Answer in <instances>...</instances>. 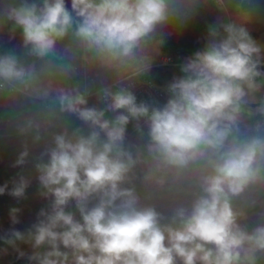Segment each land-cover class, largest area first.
I'll use <instances>...</instances> for the list:
<instances>
[{
    "label": "clouds",
    "instance_id": "9594fccd",
    "mask_svg": "<svg viewBox=\"0 0 264 264\" xmlns=\"http://www.w3.org/2000/svg\"><path fill=\"white\" fill-rule=\"evenodd\" d=\"M244 2L0 0V31L10 25L11 40L19 30L24 53H0V99L39 104L43 115L17 124L44 141L34 167L47 201L26 231L0 235L17 259L264 264V44ZM209 3L223 15L167 83L166 102H138L136 83L161 47ZM64 115L87 131H51ZM22 147L13 167L28 163ZM31 182L18 174L0 195L24 199ZM20 211L10 208L12 225Z\"/></svg>",
    "mask_w": 264,
    "mask_h": 264
},
{
    "label": "trees",
    "instance_id": "16d2710c",
    "mask_svg": "<svg viewBox=\"0 0 264 264\" xmlns=\"http://www.w3.org/2000/svg\"><path fill=\"white\" fill-rule=\"evenodd\" d=\"M249 11L252 9L250 0L244 2ZM223 14L219 12L212 4H207L203 8L199 9L194 16L187 22V24L177 30L161 47V56L158 59L169 55L178 62L192 55L195 51L202 49L207 37V26L214 23ZM251 29V33L255 39H258L263 30L257 25H248ZM8 35L0 36V53L8 50H14L17 52L18 46L21 43V36L19 30L15 33L14 39H9ZM180 68L172 70L170 68L152 67L148 75L143 76L146 80H153L157 90L163 95V103L168 99L165 91L167 83L173 76H180ZM9 103L6 100L0 99V105ZM91 104H97V102L89 101ZM20 113L19 120L2 121L0 120V186L8 183L9 190L12 187V180L18 179V174H22L29 178L32 182L30 187L26 190V198L17 201L14 197L7 194L0 195V235H3L5 231L10 228H15L20 231H26L30 226L36 222L37 214L42 207L47 206V201L41 198L38 194V180L36 177L38 173L35 170L34 163L35 158L39 156L40 152L44 148V141L38 144L32 142L31 135L24 137L19 135L18 131L9 134L12 130H17V124L21 123L23 119L28 116H35L37 119H43V115L40 110L39 104L32 105L27 101H18L15 105H12ZM99 107L104 105L99 104ZM64 127H67L71 132L76 127H81L84 131H87L85 125L82 124L77 118L69 115L58 116L54 121V127L51 131H61ZM129 139L136 141V132L132 133L131 129L128 130ZM146 139V137H145ZM27 141L29 145L30 156L28 163L21 167H13L15 160L18 157L20 151L23 150V143ZM17 207L21 211L18 215L20 223L16 225L11 224L9 211L10 208ZM259 209L251 210L250 221L251 226H255L258 222L257 212ZM18 246L22 251L31 252L30 246L18 242ZM7 248V254L0 251V264H28L26 259H17L18 253L15 252L10 246L5 245L3 241H0V250Z\"/></svg>",
    "mask_w": 264,
    "mask_h": 264
},
{
    "label": "built area",
    "instance_id": "2783aa9c",
    "mask_svg": "<svg viewBox=\"0 0 264 264\" xmlns=\"http://www.w3.org/2000/svg\"><path fill=\"white\" fill-rule=\"evenodd\" d=\"M182 62L176 61L173 57L169 55H164V57L156 60L152 67H161V68H170L172 70H177L180 68ZM134 91L137 94L138 102L140 100L145 101H155L154 93H156L160 99V104H163V95L157 90L156 85L153 80H146V78H140V80L136 83V87ZM89 101L97 102L95 96L90 97ZM98 103V102H97ZM103 105V104H102ZM131 129V132L134 133L135 130L133 128L132 123L128 125V130Z\"/></svg>",
    "mask_w": 264,
    "mask_h": 264
},
{
    "label": "crops",
    "instance_id": "0c3cea01",
    "mask_svg": "<svg viewBox=\"0 0 264 264\" xmlns=\"http://www.w3.org/2000/svg\"><path fill=\"white\" fill-rule=\"evenodd\" d=\"M247 1V0H245ZM252 9L250 12L251 22L249 25H257L263 30V34L257 39L261 44H264V0H250ZM9 27L5 26L0 31V36L8 35Z\"/></svg>",
    "mask_w": 264,
    "mask_h": 264
},
{
    "label": "rangeland",
    "instance_id": "374dc122",
    "mask_svg": "<svg viewBox=\"0 0 264 264\" xmlns=\"http://www.w3.org/2000/svg\"><path fill=\"white\" fill-rule=\"evenodd\" d=\"M17 53L22 55V56L24 55L23 49L20 48V46H18ZM7 112L17 113L18 114V118L10 116V115H5V113H7ZM19 118H20L19 111L17 109H15L11 104L7 103V104H4V105H0V120H2V121H11V120H19ZM15 132H17V130H12L11 132H9V134L15 133Z\"/></svg>",
    "mask_w": 264,
    "mask_h": 264
},
{
    "label": "water",
    "instance_id": "95a60500",
    "mask_svg": "<svg viewBox=\"0 0 264 264\" xmlns=\"http://www.w3.org/2000/svg\"><path fill=\"white\" fill-rule=\"evenodd\" d=\"M244 4H245V3H244ZM154 96H155L156 102H157L158 104H160V99H159L158 95H157L156 93H154ZM161 105H162V104H161Z\"/></svg>",
    "mask_w": 264,
    "mask_h": 264
}]
</instances>
